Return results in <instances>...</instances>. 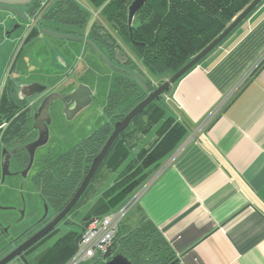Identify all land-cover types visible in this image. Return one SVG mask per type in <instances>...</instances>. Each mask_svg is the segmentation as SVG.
Instances as JSON below:
<instances>
[{
  "label": "crops",
  "instance_id": "crops-1",
  "mask_svg": "<svg viewBox=\"0 0 264 264\" xmlns=\"http://www.w3.org/2000/svg\"><path fill=\"white\" fill-rule=\"evenodd\" d=\"M38 28L44 33L42 25ZM82 45L87 62L75 64L68 57L64 66L52 62L58 72L48 91L74 90L85 82L86 68L99 65L88 44ZM13 49V38L0 37V77L3 57ZM33 62L30 57L20 68L13 64L12 100L18 86L41 83L30 74ZM162 105L165 116L138 138L116 171H108L85 205L91 210L120 176L140 167L144 180L127 198L139 195L136 212L127 215L124 226L149 220L178 264H264V1L172 85ZM154 130L155 138L141 146ZM143 150H156V160L145 165L138 159Z\"/></svg>",
  "mask_w": 264,
  "mask_h": 264
},
{
  "label": "trees",
  "instance_id": "trees-1",
  "mask_svg": "<svg viewBox=\"0 0 264 264\" xmlns=\"http://www.w3.org/2000/svg\"><path fill=\"white\" fill-rule=\"evenodd\" d=\"M42 1L35 0L29 6L32 15L38 11ZM87 1L99 13V20L93 19L78 0H52L39 24H47L49 30L68 35L85 37L87 34V39L99 47L115 66L112 69L116 72L104 107L106 121L67 151L45 154L40 158L33 182L43 202L55 213L65 209L72 200L94 159L113 134L115 124L207 48L254 0H149L136 15L132 28L128 26V15L134 0ZM63 28H68V31H63ZM117 37L129 41L141 66L124 51ZM88 47L100 57L90 45ZM134 76L146 85L148 91ZM153 80L158 82L157 86ZM163 96L150 104L119 136L71 214L96 193L107 179L108 171H116L130 156L138 138L165 116ZM17 103L10 96L0 99V125L8 124L0 131V137L9 145L36 138L30 133L33 115L23 112ZM169 136L171 130L166 135ZM155 151L143 150L138 159H144L145 165L150 164L156 160ZM18 163L22 168L28 166L29 155L25 150L18 156ZM141 171L139 167L120 176L89 211L85 223L93 218L100 219L125 204L130 193L144 180V176H140ZM55 232L57 229L51 235ZM82 235L81 232L67 233L31 264H68ZM111 249L114 255H123L132 264H178L176 253L149 220L133 228L122 223Z\"/></svg>",
  "mask_w": 264,
  "mask_h": 264
},
{
  "label": "rangeland",
  "instance_id": "rangeland-1",
  "mask_svg": "<svg viewBox=\"0 0 264 264\" xmlns=\"http://www.w3.org/2000/svg\"><path fill=\"white\" fill-rule=\"evenodd\" d=\"M78 2L90 12L93 19L94 14H97V17H95V19L99 20V13L96 12V10L87 0H78ZM7 14L8 12H1V16L3 17V19ZM39 24L38 26H40ZM26 25L27 22H24L21 27L23 28V30L18 31L13 36L14 49L11 56L8 58L6 56L3 57L4 74L0 77V99L3 91L7 93L5 94L7 95V97H9V95L11 94V86L9 85L13 78V76L11 75V69L15 62H17V66L20 68L24 64V62H27V59L29 61V58L32 57L34 60V64L31 67L32 70L30 71V74H32V77L35 78L34 80L40 81L43 86H47L48 88H51V86L55 82V75L58 72L55 66H51L52 62L64 66L65 64L63 62V59H65V57H68L70 60L75 61V64H84L87 62L86 52L83 50L82 42L79 41L68 40L61 37L40 33V36H33L27 43L24 40L26 36V32H24ZM15 27L16 25L13 23L2 25V28ZM43 28L49 29V25L44 24ZM62 30L68 31V28H63ZM117 39L124 51L135 61L136 64L141 66L139 59L133 53V48L129 41L124 37H121V39L117 37ZM87 50L91 51L89 47H87ZM67 52H70L71 56ZM92 54L95 55L94 52H92ZM97 60L99 62V65H95L94 63H92L89 68H86L89 70L84 76L85 82L80 83L88 86L89 88L90 86L88 83H90L93 87L92 89L94 90V98L91 105L71 121L66 120V118H64L61 114L60 110L56 112L55 107L52 108L50 141L47 146L38 150L34 167L29 175L27 177H23L21 175V167L15 161L12 162L11 166L12 173H14L13 176L7 177L3 182L2 175L0 173V205L4 208H10L9 210L0 211V222L3 227H10V236L12 237H15L29 225L36 223L43 217L44 202L41 199L39 192L33 182V177L39 170L41 156H43V154L55 155L67 151L70 147H73L74 145L91 135L106 121L104 107L107 103L108 94L112 89L116 72L112 69V67H109L106 63H104V61L100 57H97ZM14 74L18 76L17 72H15ZM22 77L24 78V76ZM35 102L36 101H34V103ZM154 138L155 130L152 131L144 139V142L141 144V146L148 145ZM1 160L2 156L0 153V164ZM90 208L91 204L84 205L75 213L70 214L67 217V220H65L64 223L57 227V232L46 238L44 241H42V243L38 245V247L35 248V250L26 255L27 260L29 262H32L39 254L47 250L67 233L81 232L80 226L81 224L85 223V219ZM133 209H131L128 214H134L136 211L135 209ZM19 211H22V213H20ZM23 212H25V214L22 218ZM55 214V211L53 209H50L49 218L53 217V215ZM19 219L20 222L17 223ZM67 221L71 225H65V222ZM0 245H2V240H0ZM104 263L105 261L102 260L93 261L89 264ZM9 264L24 263L21 260H15Z\"/></svg>",
  "mask_w": 264,
  "mask_h": 264
},
{
  "label": "water",
  "instance_id": "water-1",
  "mask_svg": "<svg viewBox=\"0 0 264 264\" xmlns=\"http://www.w3.org/2000/svg\"><path fill=\"white\" fill-rule=\"evenodd\" d=\"M35 0H0V10L7 11L17 15L23 20L27 21V16L23 13L22 8H26L31 6ZM149 0H134L131 6L129 7V15H128V26L132 28L133 21L136 15L140 12V10L146 5ZM264 0H254L231 24L230 26L218 37L216 38L207 48H205L200 54H198L193 60H191L186 66H184L181 70H179L176 74H174L169 80L163 83L159 88H157L153 93H151L144 101H142L138 106H136L122 121H119L114 126V132L108 139L104 148L100 152V154L94 159L91 168L81 183L79 189L75 193L72 200L69 204L63 209L59 214L42 230H40L37 234L31 237L28 241L24 242L22 245L18 246L12 252H10L6 257L0 260V264H9L15 260H21L24 264H31L26 258L25 252L31 248L33 245L42 240L45 236L50 234L52 231L57 229L59 225L64 223L63 221L71 214L73 209L76 207L80 199L83 197L84 193L88 189L90 183L95 177L96 173L100 169L104 160L106 159L108 153L113 147L116 140L119 136L125 132L133 122L135 118H137L150 104L155 101H159L161 97L167 93H169L172 85L176 84L179 80H181L187 73H189L194 67H196L205 57H207L211 52H213L224 40L228 38V36L233 33V31L238 28L254 11L255 9L263 2ZM18 28V27H15ZM48 35L61 37L68 40H74L79 42H86L90 45L98 55L106 62L109 67H115L104 55V53L99 49V47L91 40L85 39L84 37H78L73 35H68L60 32H55L49 29H44ZM134 78L138 79L136 76ZM141 86L148 91L146 85L139 80ZM21 92L27 91L29 94H26L25 98H33L38 95H42L48 92L46 86H43L39 83H33L31 85L21 86ZM93 101V92L91 89L84 85L79 84L78 87L72 90L69 93H58L51 92L47 94V96L43 99L40 106L34 113V130L37 132V138L31 142L30 144L25 146L26 151L29 155V164L27 168L21 173L23 177H27L36 160L37 151L41 148L47 146L50 141V126L52 124V115L51 110L56 105V103H61L63 105L62 115L66 118V120H73L78 114H80L83 110L88 108ZM4 160H3V180L8 176H13L14 173L11 172V156L8 154L7 150L3 152ZM10 208H4L0 205V210H9ZM44 220L49 213V206L47 203H44ZM25 212H23L24 217ZM94 222V219L90 220L85 224H81V234H83L87 228ZM65 225H71L68 221L65 222ZM19 237H11V240L14 242L19 241ZM105 264H132L123 255H114L113 250L109 249L108 252L104 256Z\"/></svg>",
  "mask_w": 264,
  "mask_h": 264
},
{
  "label": "flooded vegetation",
  "instance_id": "flooded-vegetation-1",
  "mask_svg": "<svg viewBox=\"0 0 264 264\" xmlns=\"http://www.w3.org/2000/svg\"><path fill=\"white\" fill-rule=\"evenodd\" d=\"M22 11L27 16V18H28L27 21L23 20L22 18L18 17L17 15H15L13 13H10V12H8V14L3 19V17L1 16V12H7V11L0 10V37L1 38L4 37L7 41H10L11 42L13 36L18 31L23 30V28H21L22 25H23V23L24 22H27V24H28V22L32 18V8L31 7L22 8ZM8 23H13L18 28H2V25L3 24H8ZM44 29H46V28H44ZM44 29H42V31ZM24 32H26V36L24 38V40L26 42L30 38H32L36 33H40L39 28H38V25H36L34 28H31L30 30L27 28V25H26V28L24 29ZM12 83H13V79L11 80V83L9 85V86H11L10 87L11 88V91H10L11 93H13V91H14ZM20 90H21V86L20 87L18 86V88L14 92L16 94L15 95V97H16L15 102H18L16 104V106L22 108V111L23 112L24 111H27V112H30L33 115V121L31 122V127H30L31 132L30 133H31L32 136H36V138H37V132L34 130V113L38 109V107L40 106V104L43 101V99L47 96V94H49L51 92H54V91H48L47 93H44L42 95H38L36 97H33V98L29 99V98H25L26 94H29V92H27V91H25V92L22 91L21 92ZM71 91H68V92H58V93H61V94L66 93L67 94V93H69ZM5 94H7V93L5 91H3L1 97L2 96H7ZM34 101H36V102L34 103ZM54 107H55V111L56 112H58V110H60L61 111V114H62L63 105L61 103H56V105ZM7 125H8L7 123L1 124L0 125V131L2 129L6 128ZM34 140H32L30 142H25V141L24 142H17L16 144L9 145V144L4 143L3 140L0 139V153H1V156H2V160H1V164H0V173L2 175V180H3V160H4L3 152H4V150H7L8 151V154L9 155H12L11 156L12 157L11 158V166H12V162L15 161V162L18 163V156L20 155V153L23 150L26 151L25 146L28 145V144H30ZM19 166L21 167L20 164H19ZM26 168L27 167H25V168H22L21 167V172H23ZM11 172H12V167H11ZM8 177H10V176H8ZM5 180H3V182ZM19 212L22 213V211H19ZM49 212H50V209H49ZM44 214H45V211L43 213V217H44ZM58 214L59 213H56L55 215H53V217L49 218V213H48V216L44 220H42V218H43L42 217L36 223H33V224L29 225L22 232H20L18 235L15 236V237L21 236V238L17 242H14V240L13 241L11 240V237L12 236H10V227H3V225L0 222V240H2V245H0V260H2L4 257H6L10 252H12L18 246L22 245L24 242L28 241L31 237H33L35 234H37L47 224H49ZM65 220H67V218ZM19 222H20V219L17 221V223H19ZM54 231H52L50 234H48L47 236H45L42 240H40L38 243H36L35 245H33L31 248H29L25 252V254L27 255V254L31 253L33 250H35V248L38 246V244L41 243L44 239L48 238Z\"/></svg>",
  "mask_w": 264,
  "mask_h": 264
},
{
  "label": "built area",
  "instance_id": "built-area-1",
  "mask_svg": "<svg viewBox=\"0 0 264 264\" xmlns=\"http://www.w3.org/2000/svg\"><path fill=\"white\" fill-rule=\"evenodd\" d=\"M51 1H42L40 8L32 15V18L27 24L29 30L39 24L45 9L50 5ZM95 17H97V14H94V19ZM155 85L157 86V84ZM138 197V194L133 196L118 209L100 219H95L83 233L77 251L68 264H89L93 261L104 260L105 254L114 244L121 224L127 217L129 211L134 207Z\"/></svg>",
  "mask_w": 264,
  "mask_h": 264
}]
</instances>
